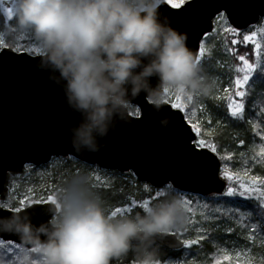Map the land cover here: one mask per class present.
Masks as SVG:
<instances>
[{
  "label": "clouds",
  "instance_id": "clouds-1",
  "mask_svg": "<svg viewBox=\"0 0 264 264\" xmlns=\"http://www.w3.org/2000/svg\"><path fill=\"white\" fill-rule=\"evenodd\" d=\"M163 5V0H13L5 6L9 33L26 34L36 43L37 67L62 89L77 117L68 128L76 151L105 147L101 141L131 123L141 95L159 111L173 99L191 104L215 89L189 35L171 26ZM53 208L38 224L20 212L0 216V234L18 238L33 254L29 264H113L130 252L132 264H163L156 238L185 223L177 194L131 214L116 212L84 175L61 186Z\"/></svg>",
  "mask_w": 264,
  "mask_h": 264
},
{
  "label": "water",
  "instance_id": "water-1",
  "mask_svg": "<svg viewBox=\"0 0 264 264\" xmlns=\"http://www.w3.org/2000/svg\"><path fill=\"white\" fill-rule=\"evenodd\" d=\"M161 10L172 17L173 28L189 35L188 44L199 55L198 45L213 30L218 14L225 13L239 32L264 18V0H187L175 9L167 3ZM3 15L9 27L11 22ZM39 55L9 51L8 47L0 51V204L9 194L11 177L22 174L26 165L39 167L54 157L69 156L103 169L132 172L140 182L154 187L171 184L201 196L225 191L228 179L221 172L219 182L211 184V169L219 164L222 170L219 156L207 148L196 149L207 155L194 156L190 151L197 134L184 112L169 104L157 111L143 95L137 100L141 114L101 141L105 147L96 152L76 151L68 128L77 117L66 106L62 89L37 67ZM53 207L48 202L31 203L20 213L38 224L49 218ZM13 213L14 209L0 208V216ZM0 239L19 243L15 235L0 234ZM183 242L175 232L156 238V244L171 250L182 248Z\"/></svg>",
  "mask_w": 264,
  "mask_h": 264
},
{
  "label": "rangeland",
  "instance_id": "rangeland-1",
  "mask_svg": "<svg viewBox=\"0 0 264 264\" xmlns=\"http://www.w3.org/2000/svg\"><path fill=\"white\" fill-rule=\"evenodd\" d=\"M185 1L187 0H173L174 3L178 2L179 5L183 4ZM222 16L226 17L225 14L221 13L214 19L215 26L210 36L215 34L217 31H219V35H216L212 40H209L210 36H207L201 43L205 44V52L201 58V65L202 67L209 65L212 56H217V59L213 60L215 61V64L212 67H214L213 69H223L224 72H217L216 69L215 71H213L214 74H210L208 72L206 75L215 81V89L207 97L198 98L193 103L187 104L191 109V112L196 113V115L192 117V122L197 123L201 126V135L199 137L197 136V139L202 138L208 142L210 139L209 137L212 135L214 130H216L217 126L222 121H225L227 119V116L230 117L227 108V104L229 103L227 97L234 91H244V98L233 97V99L237 102L244 103L248 94V84L251 85L252 90L255 89L250 81L247 85H244L240 89H237V87L235 86V79H242L243 77V72H240L239 69L243 68L244 64L242 61L241 63L238 62L237 58H239V55H236V53H234L235 50L233 51L232 49H230L229 41L231 39H236L238 41L237 44H250L255 48L258 57L257 61H250V59L246 57L249 62L255 66L251 78H253L256 70H258L259 68L264 69L263 67H261L262 65L264 66V31H262V29H264V18L255 26L241 32L240 35L233 37L230 33H225L224 24L219 19ZM227 26L231 27L229 22ZM9 27L5 26V28L0 31V39H3L6 45H9V42L15 43V45H24L29 49V51H31L32 48L34 50L38 49V52L36 54H40L38 46L31 40L29 36H27L26 34H10L8 31ZM252 31H255L257 33L256 36L253 37L252 41L242 43L239 42L242 41L243 35H251ZM221 41H223V43H221ZM257 44L260 45L259 48H256ZM240 73L241 76H239ZM263 95L259 94V97L258 95H254L253 97L252 101L258 102V100L262 96V102L260 103L259 101L260 108H256V110H259L257 113H264ZM176 99L180 100L179 98ZM171 101L175 102L174 99ZM254 106L255 105H252V109H255ZM221 109H226V116L221 118L219 116L216 117L215 114L218 115L217 111ZM183 111L185 112L186 110L183 109ZM185 116L189 122L188 116ZM208 120H212L211 126L208 125ZM262 137V139H264V131ZM260 149L261 146L255 147V152L253 151V153H260ZM226 150L227 149L224 148L218 155L219 157L220 155H223L225 157L222 166L224 172L234 174V171L232 169L235 166L237 167V169H241L240 172L243 174L252 173L253 166L250 163L247 164V162L245 161V157H241L239 155H237L236 157L233 151L226 152ZM250 150H252V148H250ZM56 159L58 158H55L52 161V165L60 163V160ZM30 166L31 165H27L22 175L17 176L16 178H13L11 180L9 197L6 201L3 202V204L10 205V207L8 208L14 209L18 206L21 209L31 204V200H29L31 189L27 190L26 188H24L23 190H21L22 186L19 184L22 182L20 180L22 179L21 177H25L28 175L27 171L29 170ZM92 167H94L92 176L101 177L102 173L99 170L104 169H101L98 166ZM256 181H258V179H256ZM260 184L254 185V189L256 190L253 191L251 197H241L239 195L233 197L225 196L224 200L218 198H215L213 200L195 198L194 196H202L194 194H191L192 196H187V193L181 191L183 194L182 196L180 195V197L187 202L184 204L185 214L190 209H193V211H196L195 214H198V216L194 218V221L191 222V224L185 223L183 226H186L187 228H193L196 231L195 236H202L209 229H215L216 231H218L217 238L220 245L210 256H206L202 252L197 251L194 255L182 259L177 264H264V214L260 212L258 223H254L249 220L252 216H249V213L253 214L255 213V210L246 205V202L251 203L252 201L258 200L259 191L257 189H259L260 191H264V187H259ZM188 194L190 195V193ZM237 198L239 199L238 202L235 200ZM11 199L17 201L19 204L13 207L14 204L12 203ZM20 201H24V203H20ZM257 211H260V209L258 210L257 208ZM194 222L197 223L196 227L192 226V223ZM190 228L185 229V234L188 236V238L183 237L185 241L193 240L192 235L194 236V234H192L193 230ZM229 228H231L232 231H228ZM21 247L22 248L15 247L12 250L13 263L10 264H29V259L32 258L33 254L29 253L26 247L22 245ZM26 257L28 259H26Z\"/></svg>",
  "mask_w": 264,
  "mask_h": 264
},
{
  "label": "trees",
  "instance_id": "trees-1",
  "mask_svg": "<svg viewBox=\"0 0 264 264\" xmlns=\"http://www.w3.org/2000/svg\"><path fill=\"white\" fill-rule=\"evenodd\" d=\"M253 27V26H252ZM5 28V18L3 16L2 10L0 9V31ZM231 34V33H230ZM210 34H207L205 37L210 36ZM232 35V34H231ZM10 46H21V45H15V43L9 42ZM24 46V45H22ZM230 49L234 53H239V55H244L248 59L257 61V52L255 48L248 44V45H242V44H235L230 45ZM25 47V46H24ZM31 52V51H29ZM37 52H34V54ZM237 58V57H236ZM217 56H212V59L209 63V65L204 66L203 69L205 73L208 72L211 74L215 69L212 67L215 64ZM238 59V62L241 63V61ZM261 67L264 68L262 65ZM261 69V70H260ZM217 72H224L223 69H216ZM214 74V73H213ZM241 76V73L239 74ZM250 82L255 87L254 90H252L251 85L248 84V94L246 96L245 103V113L243 118H233L227 116V119L225 121H222L214 130L212 135L209 137V142L214 143L217 145V147L222 151L224 148H226V152L233 151L235 153V156L237 155L241 157H245V161L250 163L253 166L252 173L249 174H243L240 172L241 169H237V167H233L234 174H231L229 172H223L228 173L232 176L231 180H228V186L232 185L234 186L237 191H240V184L243 182L250 188L254 187L252 184L253 177H256L258 181H256L255 184H260L261 180H264V157L260 156V153L256 154L255 147L261 146V148H264V139L263 137V131H264V113H257L259 110H256V108H260V103L262 102V96L258 100V102H253L254 95L264 94V69L259 68L256 70L253 78H251ZM264 96V95H263ZM260 101V103H259ZM252 105H255V109H252ZM183 110V109H182ZM218 115L215 114V116L224 117L226 116V109L218 110ZM218 117V118H219ZM229 117V118H228ZM215 124V122H214ZM243 140L244 144L241 145L240 141ZM263 140V143H262ZM252 150H250V148ZM55 159V158H54ZM53 159V160H54ZM60 160V163L52 165V161L47 165H42L40 167L30 166L29 170L27 171L28 175L25 177H21L20 179L22 182L19 183L22 187L21 190L24 188L31 189L30 191V199L34 200L38 197H46L48 195H54L56 197L59 189L61 186L66 183L68 179H70L73 175H84L88 178V181L92 187V189L102 198V200L106 203V205L111 209L115 210L116 208L125 209L128 207L132 208L131 212H121V213H127L131 214L134 211H139L143 207H140L139 205L142 204L144 201H148L149 204L153 203L154 201L159 200L162 196H157L156 192L157 190L163 191L166 195L167 193L177 194L182 196V192L176 188L167 189L166 186L163 187H153L148 183L140 182L135 178L132 172H120L117 170H99L102 173V176L97 179V177H93L92 174L94 172V167L87 165L75 158L67 157V158H58ZM56 159V160H58ZM223 165V161H222ZM236 173V174H235ZM16 178V177H14ZM149 185V190H145L144 185ZM11 186V183H10ZM227 186V187H228ZM264 187V184H260L259 187ZM227 190V189H226ZM260 191L259 189H257ZM163 195V196H164ZM193 195V194H192ZM187 193V196H192ZM195 198H204L206 200H213L215 198L224 200L225 196L222 195H211L207 197H197ZM135 201V204H132V201ZM238 202V198L235 199ZM12 203L14 204L13 207L17 206L19 204L17 201L12 200ZM246 205L250 208H253L255 210V213L252 214L250 217V221L254 223H258V219L260 218V211H257V208L259 210V201L255 200L250 202H246ZM196 211H193V209L188 210V212L185 214V223L191 224V222L194 221V218L198 216V214H195ZM184 223V224H185ZM190 226V225H188ZM192 226H197V223H192ZM190 228V227H188ZM186 226H183L178 231H173L176 233H179L181 237L188 236L185 234V229H188ZM192 229V234H194L193 240H197V243L192 244L191 246H184L181 249L177 250H170L166 247H163L161 245L159 246L160 252H161V260L163 264H177L182 259L186 257H190L191 255H194L197 251L202 252L206 256H210L214 253V251L219 247L217 234L218 231L215 229H209L204 235L202 236H195V230ZM200 237H204L201 239ZM2 242V241H0ZM15 246L13 247V249ZM22 248V247H20ZM13 255L12 251L0 254V262H3V264H10L13 263ZM133 261V254L130 252L127 257L123 258L119 261H114L113 264H132Z\"/></svg>",
  "mask_w": 264,
  "mask_h": 264
},
{
  "label": "snow or ice",
  "instance_id": "snow-or-ice-1",
  "mask_svg": "<svg viewBox=\"0 0 264 264\" xmlns=\"http://www.w3.org/2000/svg\"><path fill=\"white\" fill-rule=\"evenodd\" d=\"M13 0H8V3H12ZM6 3V0H0V9L3 10V12L5 13L6 17L8 20L11 19L10 15H9V11L8 9L4 6ZM167 3H170L171 4V7L173 9L175 8H178L180 5L178 2H173V0H163V4L165 6H167ZM174 16L178 15L176 13H173ZM220 21L223 22L224 24V31L225 33H231L233 37H236L240 34L237 33V29L236 27H228V21H227V18L226 17H220L219 18ZM262 31H264V29H262ZM256 32L255 31H252L251 32V35H243L242 36V41H239V42H249V41H252L253 40V37L256 36ZM216 35H219V31H217L215 34H213L212 36L209 37V40H212L215 38ZM190 37H191V34H190ZM207 43V41H206ZM221 43H223V41H221ZM238 41L236 39H231L229 41V44L230 45H235L237 44ZM5 47H8V50L9 51H15V52H24L26 54H34V52H38V49L34 50L33 48L31 49V52H29V49L24 47V46H10V45H6L5 41L3 39H0V51H2ZM260 45L257 44L256 45V48H259ZM198 48H199V55L198 56V60L199 62L201 63V58L202 56L204 55V52H205V44H199L198 45ZM237 55H239V53H237ZM239 60L243 62L244 64V67L239 69L240 72H243V77L242 79L241 78H237L235 79V86L237 87V89H240L242 88L244 85H247L249 83V81L251 80V75L253 73V70L255 68V66L249 62V60L244 56V55H239ZM227 91V90H225ZM233 97H240V98H244L245 97V92L244 91H241V90H237V91H234L231 95H229L227 97V99L229 100V103L227 104V108H228V111H229V114L231 117L233 118H243L244 116V113H245V103L243 102H237L236 100L233 99ZM175 102H170L169 105L171 108H174V109H185V115L188 116V119H189V122L191 123V128L193 131L196 132L197 136L199 137L201 135V126L197 123H194L192 122V117L196 115V113H193L191 112V109L188 107V105L184 102H182V100H178V99H174ZM141 114V110L140 109H137V112L134 114V116H139ZM208 125L211 126L212 124V120H208L207 121ZM192 139L195 140V143L191 145V148H190V151L192 152V154L194 156H198V155H207V153H197L196 152V149H209L211 151V153H214V154H217L219 155L220 153V149L217 147L216 144L214 143H210L208 141H206L205 139H196L195 137H193ZM240 144L243 145L244 144V141L241 140L240 141ZM260 156L261 157H264V148H261L260 149ZM211 159V158H210ZM220 160L223 161L225 160V157L223 155H220ZM222 170L220 169V166L219 164H216L212 169H211V184L214 185L216 183L219 182V178H218V173H220ZM224 175L226 176V178L228 180H231L232 179V176L228 173H224ZM97 179H99V177H97ZM256 177H253L252 179V184L253 186L255 185L256 183ZM261 184H264V180H261ZM144 188L145 190H149V185L145 184L144 185ZM166 188L167 189H172L173 188V185H166ZM240 191H237V189L232 186V185H229L227 187V190L225 192H223V195L226 196V197H233V196H241V197H251V195L253 194V191L256 190L253 188H250L249 186H247L245 183H241L240 184ZM208 190H212V188L210 186H208ZM165 193L163 191H160V190H157L156 192V195L159 197V196H163ZM182 201H183V204L187 203L186 201L183 200V198H181ZM258 201H259V209H260V212L262 214H264V191H259V196H258ZM45 202H48V203H51V204H55L56 202V197L54 195H48L46 197H38L34 200H31V203L33 204H43ZM20 203H24V201H20ZM132 204H135V201L133 200L131 202ZM149 205V202L148 201H144L142 204H140L139 206L140 207H147ZM5 207H10V205H7V204H0V208H5ZM14 211L15 212H20L21 209L20 207H15L14 208ZM114 211L116 212H131L132 211V208L131 207H128V208H125V209H121V208H116ZM252 213H249V216H251ZM228 231H232L231 228L228 229ZM201 239H203L204 237H200ZM198 241L197 240H187V241H184L183 243L186 245V246H191L192 244L194 243H197ZM21 247L20 245V242L17 243V242H13L11 240L9 241H3V242H0V254H3V253H7V252H11L13 250V247ZM28 251V250H27ZM0 264H3V262H0Z\"/></svg>",
  "mask_w": 264,
  "mask_h": 264
},
{
  "label": "bare ground",
  "instance_id": "bare-ground-1",
  "mask_svg": "<svg viewBox=\"0 0 264 264\" xmlns=\"http://www.w3.org/2000/svg\"><path fill=\"white\" fill-rule=\"evenodd\" d=\"M49 164V163H48ZM47 165V164H46Z\"/></svg>",
  "mask_w": 264,
  "mask_h": 264
}]
</instances>
